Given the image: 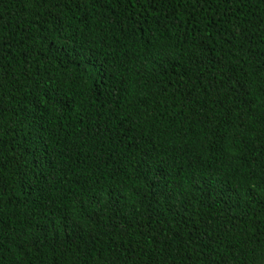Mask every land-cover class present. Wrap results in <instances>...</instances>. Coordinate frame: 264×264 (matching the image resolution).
<instances>
[{
    "label": "trees",
    "instance_id": "16d2710c",
    "mask_svg": "<svg viewBox=\"0 0 264 264\" xmlns=\"http://www.w3.org/2000/svg\"><path fill=\"white\" fill-rule=\"evenodd\" d=\"M0 264H264V0H0Z\"/></svg>",
    "mask_w": 264,
    "mask_h": 264
}]
</instances>
